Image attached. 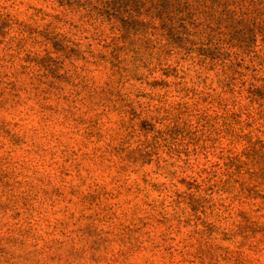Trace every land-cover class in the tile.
Segmentation results:
<instances>
[{
	"label": "rangeland",
	"instance_id": "rangeland-1",
	"mask_svg": "<svg viewBox=\"0 0 264 264\" xmlns=\"http://www.w3.org/2000/svg\"><path fill=\"white\" fill-rule=\"evenodd\" d=\"M0 264H264V0H0Z\"/></svg>",
	"mask_w": 264,
	"mask_h": 264
}]
</instances>
